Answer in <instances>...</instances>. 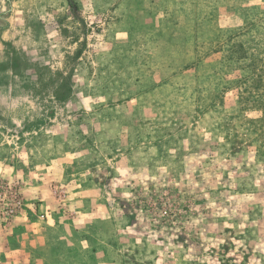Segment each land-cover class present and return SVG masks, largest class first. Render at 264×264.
<instances>
[{"label":"rangeland","instance_id":"rangeland-1","mask_svg":"<svg viewBox=\"0 0 264 264\" xmlns=\"http://www.w3.org/2000/svg\"><path fill=\"white\" fill-rule=\"evenodd\" d=\"M0 264H264V0H0Z\"/></svg>","mask_w":264,"mask_h":264}]
</instances>
